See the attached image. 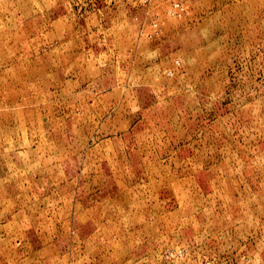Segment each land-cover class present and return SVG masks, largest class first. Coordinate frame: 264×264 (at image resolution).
<instances>
[{"label":"rangeland","instance_id":"374dc122","mask_svg":"<svg viewBox=\"0 0 264 264\" xmlns=\"http://www.w3.org/2000/svg\"><path fill=\"white\" fill-rule=\"evenodd\" d=\"M0 264H264V0H0Z\"/></svg>","mask_w":264,"mask_h":264},{"label":"built area","instance_id":"2783aa9c","mask_svg":"<svg viewBox=\"0 0 264 264\" xmlns=\"http://www.w3.org/2000/svg\"><path fill=\"white\" fill-rule=\"evenodd\" d=\"M169 13L176 17H182L187 14V9L180 2H173L169 7ZM172 250L165 254V257H168L172 254Z\"/></svg>","mask_w":264,"mask_h":264}]
</instances>
